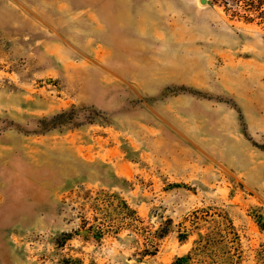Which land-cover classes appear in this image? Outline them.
<instances>
[{
    "label": "rangeland",
    "instance_id": "rangeland-1",
    "mask_svg": "<svg viewBox=\"0 0 264 264\" xmlns=\"http://www.w3.org/2000/svg\"><path fill=\"white\" fill-rule=\"evenodd\" d=\"M259 214L263 17L0 0V264H264Z\"/></svg>",
    "mask_w": 264,
    "mask_h": 264
},
{
    "label": "trees",
    "instance_id": "trees-1",
    "mask_svg": "<svg viewBox=\"0 0 264 264\" xmlns=\"http://www.w3.org/2000/svg\"><path fill=\"white\" fill-rule=\"evenodd\" d=\"M210 2L213 5L224 6L225 9L230 11V14L234 17H245V19L249 20L254 14L257 17L260 16L264 18V9H262L264 0H210ZM64 114L65 112L61 113L59 116H63ZM257 217L256 222L260 230L264 233V218L260 214L257 215ZM99 233L100 235L103 234V229H101ZM180 238L181 240L186 239L187 234H181ZM202 240H204V236L199 234V239L195 241V246L192 251L185 256L178 257L176 262L178 264H187L194 253L203 251L205 245ZM259 254H261V259L264 261V244H262V249L259 251Z\"/></svg>",
    "mask_w": 264,
    "mask_h": 264
},
{
    "label": "water",
    "instance_id": "water-1",
    "mask_svg": "<svg viewBox=\"0 0 264 264\" xmlns=\"http://www.w3.org/2000/svg\"><path fill=\"white\" fill-rule=\"evenodd\" d=\"M208 0H201V3H207ZM136 264H139V263H136Z\"/></svg>",
    "mask_w": 264,
    "mask_h": 264
}]
</instances>
